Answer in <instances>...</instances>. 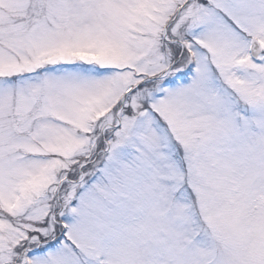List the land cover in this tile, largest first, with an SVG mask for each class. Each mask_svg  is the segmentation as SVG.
Returning a JSON list of instances; mask_svg holds the SVG:
<instances>
[{
  "label": "snow or ice",
  "instance_id": "obj_1",
  "mask_svg": "<svg viewBox=\"0 0 264 264\" xmlns=\"http://www.w3.org/2000/svg\"><path fill=\"white\" fill-rule=\"evenodd\" d=\"M0 264H264V0H0Z\"/></svg>",
  "mask_w": 264,
  "mask_h": 264
}]
</instances>
